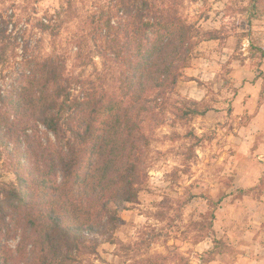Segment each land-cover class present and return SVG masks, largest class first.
I'll return each instance as SVG.
<instances>
[{
    "label": "rangeland",
    "instance_id": "1",
    "mask_svg": "<svg viewBox=\"0 0 264 264\" xmlns=\"http://www.w3.org/2000/svg\"><path fill=\"white\" fill-rule=\"evenodd\" d=\"M156 1L164 6L165 0ZM117 2L0 0L13 42L0 55V92L6 99L0 102V130L19 128L27 165H37L43 149L58 147L55 136L33 120L32 61L64 59L67 76L83 82L77 95L95 88L108 98L119 96L124 63L109 49L105 28L109 18L116 28L126 23ZM179 10L183 19L218 30L223 39L195 49L164 109L143 122L151 142L149 183L138 204L121 210L118 231L101 237L99 256L85 264H235L247 236L264 245V118L255 120L264 113V0L256 7L252 0H180ZM248 83L254 90L246 94L255 96L250 109L238 101ZM187 100L200 103L206 114L182 119ZM8 146L15 161L0 155V181L12 182L18 146ZM249 222L258 223V231ZM19 242L20 236L9 239L0 232L12 257Z\"/></svg>",
    "mask_w": 264,
    "mask_h": 264
},
{
    "label": "trees",
    "instance_id": "2",
    "mask_svg": "<svg viewBox=\"0 0 264 264\" xmlns=\"http://www.w3.org/2000/svg\"><path fill=\"white\" fill-rule=\"evenodd\" d=\"M179 1L116 3L126 23L116 28L109 18L105 24L108 47L124 63L116 98L95 88L77 95L83 82L67 76L64 59L31 62L37 88L33 120L55 136L58 147L43 149L31 167L21 158L19 128L0 130V155L14 159L8 145L18 146L15 180L0 181V232L9 239L20 236L16 256L0 243V264H85L99 256L101 239L123 224L121 210L140 202L149 183L151 146L143 122L164 109L195 49L223 39L218 30L183 19ZM258 2L252 0L255 7ZM12 46L0 15V55ZM199 106L187 100L182 119L204 116Z\"/></svg>",
    "mask_w": 264,
    "mask_h": 264
},
{
    "label": "crops",
    "instance_id": "3",
    "mask_svg": "<svg viewBox=\"0 0 264 264\" xmlns=\"http://www.w3.org/2000/svg\"><path fill=\"white\" fill-rule=\"evenodd\" d=\"M252 86L253 85L251 83L242 85L240 94L238 96V101L246 102L249 109L252 107L254 103L255 96L253 95L249 96V94H246V91L249 90V87L254 90ZM261 116H263L264 118L263 112L260 113V115H258L255 120L257 121L258 117H261ZM256 224L258 223H255V224H253V222L248 223V227H251V231L252 230L258 231L259 228L255 226ZM247 237L249 239L246 242L242 241L241 245H239V249L241 253L238 252V255L241 254L240 255L241 257L236 260L235 264H264V245L261 242L262 240L256 241L255 235H253L251 238L250 236H247ZM244 238L245 237H243V239ZM253 251H255V254H253ZM250 254H251V257H249Z\"/></svg>",
    "mask_w": 264,
    "mask_h": 264
}]
</instances>
